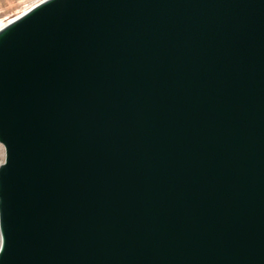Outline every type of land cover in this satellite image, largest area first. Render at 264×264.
I'll use <instances>...</instances> for the list:
<instances>
[{"label":"water","instance_id":"obj_1","mask_svg":"<svg viewBox=\"0 0 264 264\" xmlns=\"http://www.w3.org/2000/svg\"><path fill=\"white\" fill-rule=\"evenodd\" d=\"M0 145V264H264V0L38 1Z\"/></svg>","mask_w":264,"mask_h":264},{"label":"rangeland","instance_id":"obj_2","mask_svg":"<svg viewBox=\"0 0 264 264\" xmlns=\"http://www.w3.org/2000/svg\"><path fill=\"white\" fill-rule=\"evenodd\" d=\"M24 0H0V20L8 21V17L22 6ZM3 148L0 146V161L3 158Z\"/></svg>","mask_w":264,"mask_h":264},{"label":"bare ground","instance_id":"obj_3","mask_svg":"<svg viewBox=\"0 0 264 264\" xmlns=\"http://www.w3.org/2000/svg\"><path fill=\"white\" fill-rule=\"evenodd\" d=\"M40 0H24L22 6H20L13 15H11L10 17H8V19L14 18L16 16H18L19 14L23 13L24 11H26L28 8H30L32 5H34L35 3H37ZM6 21L0 20V26L2 24H4ZM1 146V145H0ZM2 148V146H1ZM3 152V151H2Z\"/></svg>","mask_w":264,"mask_h":264}]
</instances>
